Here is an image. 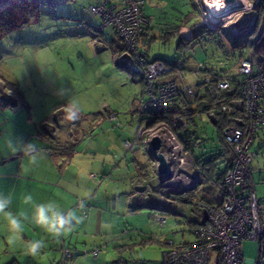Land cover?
<instances>
[{
	"label": "rangeland",
	"instance_id": "374dc122",
	"mask_svg": "<svg viewBox=\"0 0 264 264\" xmlns=\"http://www.w3.org/2000/svg\"><path fill=\"white\" fill-rule=\"evenodd\" d=\"M109 1L120 3L127 0ZM212 1L214 0H146L145 2L144 14L150 20V31H146L149 34L151 32V40L147 44L142 42L140 49L146 51L150 59L159 58L169 63L176 61L181 63L183 59L182 67L187 85H195L201 77L208 75L212 68L235 74L239 56L244 59L251 58L249 43L258 36L254 34L248 37L249 40H245L246 34L242 32V27L249 25L247 15L251 10L248 9L250 8L248 3L253 0H246L247 5L245 4L244 8L234 5L231 8L221 9L220 15H213L214 13L207 11V3ZM221 1L227 6L234 4ZM92 3L94 0H68L54 7L43 6L40 13L32 17L28 23L2 32L0 79L4 80L3 82H17L25 103L30 108L31 117L45 119L54 127L57 126L56 140L63 142L64 139L68 141L66 143L73 144L72 150L75 151L71 153L83 152L82 158L74 161L72 165V167H84L83 177L75 185H79V190H82L90 187L92 180L95 181L90 198L99 188L95 199H100L102 202L94 203V206H98L99 212L104 215L103 218H96L94 222L88 224L87 240L94 245L87 247V250L81 253L82 256L90 257L87 264H159L164 247L163 239L166 236L177 232L179 242L193 240V236L187 231L188 224L185 220L192 218L194 211L199 207L193 202L182 201L185 196L181 199L178 196L183 195L176 194V191L192 183V176L184 172L194 167V163L192 164V157L184 153L182 147L176 144V139L167 127L161 122L149 127L144 120L138 125L141 135L146 139L151 135H158L161 139L160 151L169 157L167 159L172 165L170 178L164 180L159 178L160 184L157 186L153 183L145 185V182L141 186L134 185L133 179L136 177L140 182V177L146 175L147 171L146 167L142 165L137 167L134 164L133 157L136 150L125 153L121 146H117L112 150L102 149L94 155L90 149L85 153L91 138L105 134L108 141L114 140L115 136L120 134V128L115 122H120L121 127L129 123L134 106L138 107L142 100L141 97L135 99L140 92V82L143 86L142 95L144 94L142 76L125 66L127 57L123 56L122 63H118L125 50L117 42L116 34L110 28H106L104 34H101L100 18L88 9ZM254 13L256 14L255 8ZM184 16H189L191 23L201 22V25L206 27L205 38L199 37V42L192 41V37L187 39L191 49H179V36L176 34L165 42L163 38H159L161 31L169 25L178 24ZM204 26L202 30L205 29ZM208 30L212 31L215 40L209 39ZM257 31L258 33L264 31V16ZM232 32L237 33L236 35L241 33L242 36L233 37ZM220 41L222 48L219 46ZM243 41L245 43L241 46ZM112 43L116 44L120 51L113 52ZM199 63L202 65L201 70L197 68ZM63 90L66 92L64 93ZM196 90L203 91L200 88ZM0 100V103H4V98L0 97ZM69 100L77 102L79 119H66L64 105ZM3 103L1 106L4 105ZM27 109H24L26 114ZM2 112L0 110V120L8 118ZM111 113L115 116L108 117ZM104 117L108 120V127L115 128V132L111 134L106 132L105 124L95 125V122H100L99 119ZM201 118L207 136L212 137L215 133L216 137L215 127L208 116L203 113ZM44 127L47 128V125ZM262 137L264 135L261 136L259 130L254 146L257 154L251 161L253 169L250 184L264 212V157H261L257 151L259 145H264ZM144 145L143 148L141 143H136L138 147L136 155L143 154L144 162L147 157L154 160L148 141L145 140ZM115 155L118 156L117 159ZM113 156L115 161L112 160ZM102 158L114 163L104 172L100 171V164H97ZM157 175L155 169V183ZM170 179H174L177 186L169 188L166 184ZM178 186L181 187L177 189ZM151 193L155 199L149 203ZM81 194L84 192L78 193L74 189L76 199L84 200L87 206L88 203ZM167 194H173L177 199L171 200ZM153 214L165 217L163 226ZM94 215L93 210L91 217H95ZM102 225L109 227L105 228ZM95 249L96 257L92 254ZM241 250L245 260L264 264V242L244 240L241 243Z\"/></svg>",
	"mask_w": 264,
	"mask_h": 264
},
{
	"label": "crops",
	"instance_id": "0c3cea01",
	"mask_svg": "<svg viewBox=\"0 0 264 264\" xmlns=\"http://www.w3.org/2000/svg\"><path fill=\"white\" fill-rule=\"evenodd\" d=\"M247 17L250 21L252 19V13L250 12ZM147 18L149 19V17ZM190 21L189 16H187L186 19L184 18L180 22L182 26L179 32L186 41L192 37L193 29L199 24V22L191 23ZM201 28V25L196 27V34L201 33ZM236 34L237 33L232 32L233 37L242 36L241 33H239V35ZM246 36L247 35H245V37ZM149 37H151V32ZM149 40L150 38L147 39V41L142 38L140 45L142 42L147 44ZM117 42H120L118 38ZM142 87V82H140V92L135 99H139V97L142 98ZM0 93L2 94H0L1 97L4 98V105H0V110L3 111L2 114L4 116H8V118L0 120V195L11 196L12 204L10 210L13 212L23 211L31 216V206L22 203V197L31 194L35 202L40 203L54 200L65 210L74 209L77 215L82 217V221L79 225H76L70 233L62 235L59 238H53L47 235L41 229L31 224L30 221L26 222L27 228L24 233V239H44L46 242L47 247L39 260H33L31 257L25 256L22 252L23 245L20 243L10 247L6 241V230L0 229V264H59L63 251L66 248L70 249L73 253L72 264H87L90 257L82 256L81 253H83L84 250H87V247L94 245H91V242L88 243L87 240L89 234L88 224L91 221L94 222L96 218H103L104 215L99 212L100 209L97 208L98 206H94V203L99 204L102 202L100 199H95L99 188L96 193L92 194L93 197L90 198L91 191L95 186V181L92 180L90 187L88 186V188L82 190H79V185H75L76 182L83 177L84 167H72V165L74 161H79L82 158L83 152L71 153L75 151L72 150L74 147L73 144H70V142L66 143L68 141H65L64 139L63 142L61 140H56L55 135L58 130L57 126L54 127V125L50 124L45 119L41 120L39 118H32L29 113L30 108L28 104L17 102L15 96L8 90L3 89ZM203 96V91L198 90L196 100L189 99V102H186L183 100L184 97H180L179 100L171 102V109H175L183 119H190L191 122L187 128L174 129L171 126V118L167 116L166 119L157 120L151 125V127L156 125L157 122H161V124L167 127V130L174 134L176 144L182 147L184 153L192 157L194 167L188 168L189 171L186 170L184 174H187L188 176L191 175L193 181L190 185H185V188L183 186V189H178L181 186L177 187L178 191H176V194L183 195H179L178 197H181L182 199L185 196L186 199L191 195L196 198L200 197L207 203L218 204L221 201V193L216 186V182L209 177H205L203 172L196 167L195 162L201 165L205 164L206 168L209 166L213 167V165L217 163L216 167L214 166V168H212V170H215L214 173L217 174L227 168L232 157V150L229 144L223 143L219 140V132L212 122L214 116L211 112H213V110L209 109V101ZM205 107L207 110H203ZM24 109L28 110L27 114ZM203 113L208 116L209 120L214 125L217 134L216 137L214 136L215 133L212 137L207 136L206 128L201 118ZM133 114L134 112L132 113V118L129 120V123L120 129V134H117L118 136L116 135L114 140L108 141L105 134H103V136L96 135L91 138V141L85 149V153H88L86 150L90 149L94 155L95 153H99V151L101 152L102 149L112 150L117 146H121L124 152L127 153L128 150L125 147L124 141H134L133 149L130 151L132 152L133 150H136L135 157H133L134 164L137 167L142 165L147 168L146 175L140 177V182H138L136 177L133 179L135 180L134 185L138 184V186H141L145 182V185H151V183H153L157 186L160 184L158 175L156 176V183L154 182V170L156 169L157 163H155L151 157L148 158L147 156V159L144 162L143 154L136 155L138 151L136 143H141L144 148L145 140L148 141V138L146 139L141 135L140 126L136 127V125H133V122L131 123ZM99 121L100 122H95L96 126L99 123L105 124V127H107L106 132L109 134L115 132V128L112 129L110 128L111 126L108 127V120L106 117L99 119ZM145 121L147 124L149 123V119H146ZM46 125L47 128L44 127ZM260 131L261 136L264 135V128L260 129ZM93 133L95 134L96 132L94 131ZM37 134L40 135V138L36 137ZM27 143L34 144L40 153L36 163H32L29 156L26 155L22 149V144ZM57 143L59 146H57ZM255 143L256 140L252 146L253 150ZM14 148L15 151H13ZM257 151H259L261 157H264V145H259ZM255 154L257 153L254 150V156ZM254 156L251 161L254 159ZM115 157L116 159L118 158L116 155ZM93 158L94 157H92V159ZM112 158L113 161L116 160L114 159V156ZM251 161L248 165L250 168L249 183L251 171L253 169ZM97 164H100V171L104 172L105 169H108L114 163H111V161L107 162L105 158H102V161H99V163L97 162ZM173 180L174 179H170L167 181L166 185L169 188L177 186ZM74 189L78 193L84 192L81 196L86 200V203H88L87 206L84 204V200H82V203H79L80 199L77 200L74 196ZM167 197L171 200H174L175 198L173 194H167ZM154 199L155 198L151 193L149 196V203H152ZM165 202H167V200H165ZM83 204L84 208L87 209L82 208ZM200 208L202 207H199L197 211H194L195 214L192 218H186V220H194L197 224L202 223L206 219V210ZM93 210L95 212V217H91V212H93ZM259 213L261 219H264V212H262L260 206ZM246 261L248 263L256 264L254 260L247 259Z\"/></svg>",
	"mask_w": 264,
	"mask_h": 264
},
{
	"label": "built area",
	"instance_id": "2783aa9c",
	"mask_svg": "<svg viewBox=\"0 0 264 264\" xmlns=\"http://www.w3.org/2000/svg\"><path fill=\"white\" fill-rule=\"evenodd\" d=\"M262 2L264 0L249 2L252 19L248 26L242 27L244 34L248 33L254 21V7ZM144 4L145 0L120 3L99 0L97 4L90 5V11L101 17L100 30L110 25L120 40L125 50L120 62L126 56L128 61L125 66L142 76L145 98L140 101L133 116L136 126L153 109L159 114L165 113L170 100L178 92L193 97L197 86L208 95L214 108L227 115L240 113L233 118L234 125L222 130L224 141L231 146L232 157L222 178L220 203L206 205V219L189 230L192 241L179 242L177 232L166 236L159 264H254L244 259L241 243L244 240L264 242V219L259 215L253 188L247 183V167L254 156L252 146L257 132L264 128V65L261 63L264 57L257 58L252 51L250 59L240 58L236 74H223L215 79L205 75L195 85H187L184 71L176 69L172 76H168L172 71L170 66L162 60L147 58L140 50L142 33L149 23L143 14ZM144 33L147 34L146 31ZM186 48L191 49L188 44ZM200 67L199 63L197 68ZM233 93L239 96L236 98ZM182 120L181 115L174 116L171 126L177 127L181 122L182 127L187 126L188 122ZM238 123H242L241 126H237ZM115 125L121 126V123L117 121ZM36 137L40 138V135ZM131 145L130 141H125L126 148ZM82 202L79 200V203ZM155 218L160 225H164L165 217L157 214ZM92 254L96 257L97 250H93ZM72 258L73 253L66 248L59 264H72Z\"/></svg>",
	"mask_w": 264,
	"mask_h": 264
},
{
	"label": "trees",
	"instance_id": "16d2710c",
	"mask_svg": "<svg viewBox=\"0 0 264 264\" xmlns=\"http://www.w3.org/2000/svg\"><path fill=\"white\" fill-rule=\"evenodd\" d=\"M64 1H68V0H0V36H1V33L4 32V31H7L9 30L10 28L14 27V26H17V25H20V24H26L28 23L32 17H35L37 16L40 11H41V8L43 6H48V7H54V6H57L58 4H60L61 2H64ZM99 0H94V3L90 4V5H94V4H97ZM146 2V0H145ZM90 5L88 7L89 11H90ZM144 7H145V4H144ZM144 7H143V14H144ZM255 11H256V14H255V19H254V22H253V25L251 27V30L249 32V34L247 35L248 37L251 36V35H258L254 41L250 42L249 43V46H250V49L251 51H253V53L257 56V58H260L261 57H264V31H261L258 33L257 31V28L260 24V21L262 19V16H264V3H258L255 7ZM91 12V11H90ZM92 13V12H91ZM96 16H98L97 14L95 13H92ZM144 16L147 18V16L144 14ZM100 18V22L102 23V20H101V17L98 16ZM187 16H184V18L186 19ZM183 18V19H184ZM148 19V18H147ZM149 20V19H148ZM182 20H180L181 22ZM178 23V24H175V25H169V27H167L165 30L163 31H167L166 33L161 31L162 34H159V38H163L164 42L167 41L169 38H171V36H174L175 34L177 36H179V44H178V48L179 49H184L185 48V45H186V40L182 37V35L180 34V28L182 26L181 23ZM150 23V21H149ZM198 25H201V24H198ZM197 25V26H198ZM196 26V27H197ZM203 26L204 25H201V29H203ZM196 27L193 29V35H192V41L193 40H198L199 37L200 38H205V31H206V27L204 30H201V33L199 34H196ZM106 28H110L113 32V28L110 26V25H106L103 29H102V32L101 34L103 35L104 33V30ZM199 28V27H198ZM98 29V28H97ZM97 29H95V31H97ZM146 30H149L150 31V26L149 24L147 26H145V31ZM170 30V31H169ZM144 31V32H145ZM142 33V38L143 40L147 41V39H149V33L147 32L146 33ZM115 33V32H114ZM258 33V34H257ZM210 34V35H209ZM208 35H209V39L211 40H215L216 37L214 36V34L212 33V31H209L208 30ZM246 36L245 40H249L248 37ZM117 37V36H116ZM118 38V37H117ZM141 38V39H142ZM220 38V37H219ZM119 40V39H118ZM151 40V39H150ZM244 40V41H245ZM120 41V40H119ZM241 42V46H243L245 42ZM199 42V40L197 41ZM121 44V42H119ZM122 46V44H121ZM219 46L220 48H222V43L220 41L219 43ZM241 46L239 48H241ZM111 49L113 52L117 53L118 51H120L119 47L116 45V44H113L111 45ZM141 50V49H140ZM142 51V50H141ZM142 52H145V51H142ZM145 54L147 55V53L145 52ZM148 57V56H147ZM240 58H242V56H239V60ZM161 60L159 58H154V60ZM238 60V61H239ZM165 64H167L168 66L171 67L172 71L171 73L168 74V76H172L175 72L176 69H180L182 71L183 70V65H184V61L182 60L181 63H179L178 61H176L175 63H169V62H166L164 60H162ZM120 63V62H118ZM262 65H264V61L261 62ZM238 64V63H237ZM121 65V64H120ZM237 67V66H236ZM201 70V69H200ZM223 74H228L227 71H222V70H216V69H210L209 70V74L210 76H212L213 78L215 77H218L220 75H223ZM236 74V73H235ZM230 75H234V74H230ZM175 77V76H174ZM214 78V79H215ZM4 81V80H3ZM1 79H0V92L3 90V89H6L8 90L12 95L15 96L16 98V101L19 102V103H22V104H25V100H24V97H23V93H22V90L19 88L18 86V83L17 82H14V81H5L3 82ZM197 88H199L197 86ZM1 94V93H0ZM204 94V98L206 100L209 101V109L210 110H213V112H211L213 114V118H212V122L214 123V125L216 126L218 132H219V140L223 143H226L224 141V138L222 136V130L230 125H234L235 124V121H234V117H236L238 114L240 115V113H236V115H227L225 112L217 109V108H214L211 104V101L208 97V95L203 92ZM2 95V94H1ZM0 95V97H1ZM233 96L234 97H238L239 95L236 94V93H233ZM180 97H184V101L186 102H189V99H194L196 100L197 99V90L195 91V95L191 98V97H187V96H184L182 93L178 92L171 100H170V104L171 102L173 101H176V100H179ZM145 98V95L143 94L142 95V100H144ZM1 101V100H0ZM3 103V102H2ZM0 103V105L2 104ZM169 104V107L167 109V111L165 113H161L159 114L157 111H155V109L151 110L146 116H144V118L142 120H146V119H149V126H151L153 123H155L157 120H163V119H166L167 117L172 118L176 115H180L179 113H177V111L175 109H171V106ZM3 106V105H2ZM134 112L136 111V108H137V105L134 106ZM203 110H207L206 107L203 108ZM167 116V117H166ZM172 116V117H171ZM183 119V118H182ZM184 121H187L188 122V125L185 126V127H182V122L177 126V127H174V129H178V128H187L189 125H190V119H183ZM182 120V121H183ZM242 123H238L237 126H241ZM121 129V127H119ZM38 135V134H37ZM125 141H130L132 143L131 147L127 148L128 151H131L133 149V146H134V141H131V140H125ZM125 141H124V144H125ZM228 144V143H226ZM126 147V146H125ZM214 160V159H213ZM215 162V161H213ZM196 163V167H198V169H200V171L203 172V175L205 177H209L211 178L214 182H216V186L218 187V190L220 191V186H221V182H222V178H223V175L225 173V170L227 169H224V171L222 172H219V173H214L215 170H212V168H214V166L216 167L217 163H215V165L212 166H209L208 168L205 167V164H197ZM250 163V162H249ZM249 165V164H248ZM228 167V166H227ZM249 171H250V168L249 166L247 167V172H248V176H249ZM247 183H249V177L247 179ZM184 192V191H182ZM221 193V191H220ZM174 196V195H173ZM194 197L195 196H191L189 195L188 198L186 199H183L182 201L184 202H193L194 204H196L198 207H202L204 209H206V205L210 204V203H207L206 201H204L202 198L198 197L194 200ZM84 205V204H83ZM259 205V204H258ZM260 215V213H259ZM186 223L188 224V228H187V231L189 232V230H191L193 227H196L198 224L196 223V221L194 220H185ZM260 243V242H259ZM261 251V250H260Z\"/></svg>",
	"mask_w": 264,
	"mask_h": 264
},
{
	"label": "clouds",
	"instance_id": "9594fccd",
	"mask_svg": "<svg viewBox=\"0 0 264 264\" xmlns=\"http://www.w3.org/2000/svg\"><path fill=\"white\" fill-rule=\"evenodd\" d=\"M217 6H219V3H217ZM199 24H201V22H199ZM248 34L249 32L246 35ZM187 44L185 45V49H187ZM63 92L65 93L66 90H63ZM64 109L66 119H79V107L75 100H69L68 103L64 105ZM22 149L25 154L29 156L31 162L36 163L40 153L36 149L35 145L32 143L22 144ZM13 151H15V148ZM22 203L24 205L31 206V216L23 211H11V196L0 195V229L6 230V241L10 247L15 246L17 243L22 244L23 254L25 256L31 257L33 260H39L42 257L47 245L44 239H24V233L27 228L26 222L30 221L31 224L41 229L47 235L53 238H59L62 235L70 233L74 227L79 225L82 221V217L78 216L74 209L65 210L58 202L54 200L38 203L34 201L31 194H27L22 197ZM102 227L107 228L109 226L102 225Z\"/></svg>",
	"mask_w": 264,
	"mask_h": 264
},
{
	"label": "water",
	"instance_id": "95a60500",
	"mask_svg": "<svg viewBox=\"0 0 264 264\" xmlns=\"http://www.w3.org/2000/svg\"><path fill=\"white\" fill-rule=\"evenodd\" d=\"M232 2L234 0H225ZM161 139L158 135H153L149 140V147L152 151L153 158L157 163L156 169L160 179H168L171 176V162L160 151Z\"/></svg>",
	"mask_w": 264,
	"mask_h": 264
},
{
	"label": "bare ground",
	"instance_id": "6f19581e",
	"mask_svg": "<svg viewBox=\"0 0 264 264\" xmlns=\"http://www.w3.org/2000/svg\"><path fill=\"white\" fill-rule=\"evenodd\" d=\"M236 2V3H235ZM217 3H219V6H217ZM227 3H234L233 5L227 6L224 2H222L221 0H214L212 2H208L207 3V11H209L210 13H214L213 15H220V10L224 9L226 7H233L235 6H239V8H244L245 4L247 5L246 0H234L232 2H227ZM249 4V3H248Z\"/></svg>",
	"mask_w": 264,
	"mask_h": 264
}]
</instances>
